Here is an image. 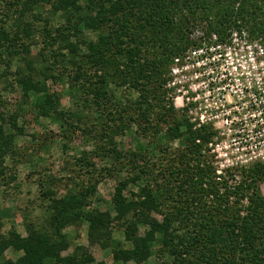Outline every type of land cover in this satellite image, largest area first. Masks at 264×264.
Segmentation results:
<instances>
[{
    "label": "trees",
    "instance_id": "trees-1",
    "mask_svg": "<svg viewBox=\"0 0 264 264\" xmlns=\"http://www.w3.org/2000/svg\"><path fill=\"white\" fill-rule=\"evenodd\" d=\"M2 16L0 83L8 85L1 93L18 88L22 100L15 113L0 112V184L10 171L8 159L18 155L25 106L39 120L69 130L83 125L84 134L95 136L93 119L66 111L51 93L50 82L63 79L60 67H72L83 106H96L107 119L98 130L99 151L75 159L78 170L65 195L59 196L55 179L40 183L42 216H24L25 235L16 228L2 233L8 214L0 211V264H94L89 249L75 245L67 232L84 224L90 244L103 249L118 244L116 228L121 230L124 247L113 249V264H144L153 257L154 264H264V163L240 171L239 179L218 180L205 151L214 133L195 129L164 90L174 59L212 36L229 43L237 33L264 47V0H10ZM197 30L202 37L194 36ZM37 33L45 44L40 58L32 55ZM120 89L139 95L133 114L123 109ZM135 125L145 136L164 133L185 147L156 170L151 158L123 153L116 143ZM91 156L113 166L128 157L145 184L130 190L135 180L119 179L113 166L98 169ZM139 161L149 169L138 167ZM107 177L117 178L112 210L97 205L98 186ZM9 250L15 260L5 258Z\"/></svg>",
    "mask_w": 264,
    "mask_h": 264
},
{
    "label": "rangeland",
    "instance_id": "rangeland-1",
    "mask_svg": "<svg viewBox=\"0 0 264 264\" xmlns=\"http://www.w3.org/2000/svg\"><path fill=\"white\" fill-rule=\"evenodd\" d=\"M9 1L10 0L0 1V19L4 18L2 15L5 12L6 3ZM58 23H60L59 19L56 18L53 24L58 25ZM196 32L195 35L197 37H202V34L199 33L202 31L197 30ZM88 34L92 38L95 37L92 33ZM34 38L38 45L33 48L32 55L40 58V53L44 51L43 46L45 45L43 44V37L41 34L37 33ZM256 49H249L247 45L241 42H235L231 46L224 47L213 48V46H211V48H208V52L205 51L201 61L194 64V67H190L189 73H207V75L202 76L201 80L212 83L214 87L222 84V79L225 77L223 83L225 85L234 87L239 86L240 89H243L247 86L248 81H250L252 87H259V85H261L264 88V55L257 56L258 53ZM253 52L255 57H259L257 62L251 60L253 59ZM199 63L200 65L197 66ZM67 67L70 66L66 65V69L62 67L59 68V72L64 73L63 79L61 81L57 80V82L51 81L50 91L51 93H56L61 98L63 108L66 111L77 113L84 111V115L93 119L97 131L94 129L93 133L95 136H89L83 133V129L85 128L83 125H80L81 127L79 126L80 128L78 129L72 128V130H69V126L64 123L50 119L39 120L36 118L34 108L29 105L25 106V110L22 112L23 115L21 114L22 117L19 121L20 131L23 132V136L19 137L17 141L16 149L18 155L14 160L8 159L6 166L9 167L10 171L7 173V177L5 176L4 180L1 181L2 184H0V211L7 212L8 214V216L4 218L2 233L6 234L11 231L12 228H16L18 232L25 235L24 216L29 214L32 219L36 220L42 216L41 207L44 201L41 197L40 183L44 181L47 182L50 178L55 179L57 183L54 184L57 186L59 196L65 195L66 189H68L71 184L69 179H71L76 174L75 171L78 170H75L74 167L75 159L83 156L84 153L94 155L96 150L99 151L98 148L100 147V143L97 142L96 138L98 134H100L98 130H101L102 123L107 119L106 115L100 114L102 111L100 109L98 114H96V106H94L93 109L83 106L81 94H78L75 90L78 85L76 84V78H74L75 75L69 72L70 70ZM67 74H70V76H66ZM3 82H5V79L0 83L1 100L4 102V105L0 104V112L12 114L15 113L14 111L18 109V105L21 103L22 92L18 88H15L14 91L9 89L7 93H1L2 89L8 85L7 82ZM81 82L82 80H79V83ZM164 90L166 91L168 100L174 103V97L172 99L165 86ZM261 94L260 95L264 98V92H261ZM117 96L124 105L123 109L126 108L127 111L132 113L134 111L133 103L138 100L139 95L135 91L129 89H120L117 91ZM250 100L251 99L247 97V101ZM229 101L234 102L235 98L230 97ZM259 105L260 104H258V106ZM262 108H264V103L262 104ZM179 112L181 113V111ZM250 120L251 119L247 120L249 131L252 130V125H254H250ZM208 130L212 132L211 128ZM223 130L226 131L227 129L224 127ZM230 133L231 130L228 131V134ZM116 143L123 153L135 152L139 155L146 156V160L151 158L153 163L156 164V166L152 168L156 170L164 167L166 157L175 156L178 150L185 147V145L181 144L179 141H168L164 133H160L156 136L150 133L148 136H145L138 130L136 125L132 126L131 129L127 130L122 135H119L116 138ZM217 143L218 142L212 137L210 143L205 148L206 154L209 156L214 170L225 173L222 175L223 181L228 180L227 178L230 180V176H228L230 170L227 172L223 170L224 167L228 164L235 166L236 163L246 161L249 158L247 156V150H251V148L245 145L240 148L239 151L237 150L238 147H235V150L233 147H230L229 150L226 148H215ZM46 147L50 148V150L46 151ZM165 149L169 151V155L164 154L163 151ZM91 157L96 161L98 169L105 166H113L110 160H101L102 158L99 157ZM130 161L131 160L127 157L121 164L114 163L115 166H113V168L114 170L120 171L119 179H128L129 181L135 180V184L134 182L129 184V189L136 191V184L137 186L140 184L144 185L145 182L140 171L134 170L135 163ZM148 164L149 163L146 164L143 161L137 163L138 167L145 170L149 169ZM73 170L75 171L73 172ZM116 182V177H107L101 180L98 186L97 197L101 202L97 203V205L103 210H112L110 201L115 191ZM261 189L264 193V184ZM157 218L162 220V216H157ZM87 227L88 226L84 224L67 230L73 243L75 245L86 246L95 258L94 264L100 262L113 264V249H122L124 247L122 244L123 242H121L124 240L121 230L116 228L115 240L118 244H114V246L109 249H103L98 245L90 244L87 239ZM144 231L145 230H142L141 233L144 234ZM72 249L73 248H71L69 252H71ZM5 258L15 260L17 257L12 250H9ZM156 260L157 258L153 257L144 264H154Z\"/></svg>",
    "mask_w": 264,
    "mask_h": 264
},
{
    "label": "built area",
    "instance_id": "built-area-1",
    "mask_svg": "<svg viewBox=\"0 0 264 264\" xmlns=\"http://www.w3.org/2000/svg\"><path fill=\"white\" fill-rule=\"evenodd\" d=\"M235 42H241L249 49L257 48V56L264 55L263 45L257 42L251 44L245 38H240L237 33L232 35V40L228 44L221 42L217 36H212L210 39L204 40L198 48L174 59L165 87L172 99L174 97L173 104L176 110L181 111L195 129L203 127L212 129L213 139L218 142L215 148L229 150L230 147H233L235 150V147H238L239 151L244 145L250 146L251 150H247L249 158L246 161L236 163L235 166L228 164L223 169L227 172L230 170L228 173L230 178L234 172L233 175L239 179L236 174L240 171L256 163H264V108H262L264 98L261 96L264 88L261 85L252 87L250 81L243 89H240L239 86L225 85L223 84L225 77L222 79V84L214 87L212 83L201 80L202 76L207 73H189L190 67H194V64L201 61L205 51L208 52V48L231 46ZM252 57L251 60L257 62L259 57H255L254 52ZM199 65L200 63L197 66ZM230 97H234L235 101H229ZM247 97L251 100L247 101ZM248 119H251L250 125L254 124L251 131L248 130ZM221 127H225L227 130L225 131ZM229 130H231L230 134H228ZM215 172L218 180L223 181L222 175L225 173L219 170ZM227 179L229 180V178Z\"/></svg>",
    "mask_w": 264,
    "mask_h": 264
}]
</instances>
